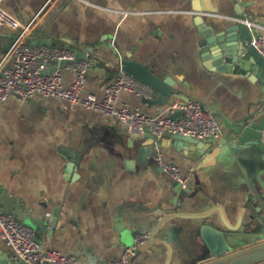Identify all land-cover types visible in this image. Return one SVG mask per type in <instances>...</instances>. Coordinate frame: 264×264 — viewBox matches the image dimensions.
Segmentation results:
<instances>
[{
  "label": "crops",
  "instance_id": "1",
  "mask_svg": "<svg viewBox=\"0 0 264 264\" xmlns=\"http://www.w3.org/2000/svg\"><path fill=\"white\" fill-rule=\"evenodd\" d=\"M46 2L0 0V5L22 23L39 15L31 36L46 27L42 37L66 39L97 60L95 69L100 72L87 75L84 95L102 98L116 78L118 70L111 69L110 60L117 55L110 44L124 58L130 54L158 75L172 76L189 99L204 104L221 131L218 138L204 142L222 151L202 165L204 157L188 156L173 143L155 147L153 153L159 150L189 178L190 191L178 192L153 153L144 164L138 162L143 136L130 133L117 118L40 95L27 100L12 95L0 101V192L6 191L22 206L28 215L22 223L35 231L43 248L75 255L80 264H104L121 256L138 234L149 233L168 212L197 213L221 205L232 222L243 209L244 225L255 215L264 220V161L254 148L235 153L223 145L229 134L224 118L234 124L259 119L264 92L253 76L205 66L195 22L198 15L205 22L218 19L228 24L241 16L252 24L255 36L264 37V0ZM12 39L8 27L0 28V58ZM62 76L68 87L73 73L63 70ZM142 97L124 90L117 105L126 103L146 115L167 116L172 105L183 101L173 98L165 105H149ZM31 218L43 220L45 230L30 224ZM202 223L194 218L170 220L158 234L169 243L170 257L166 247L158 245L136 252L132 264H167V258L168 264H203ZM0 253L12 258L1 237Z\"/></svg>",
  "mask_w": 264,
  "mask_h": 264
},
{
  "label": "water",
  "instance_id": "2",
  "mask_svg": "<svg viewBox=\"0 0 264 264\" xmlns=\"http://www.w3.org/2000/svg\"><path fill=\"white\" fill-rule=\"evenodd\" d=\"M205 10L214 13L218 12V9L214 7H205ZM195 22L199 38V53L205 66L215 72L253 76L256 81L260 82L261 89L264 92V55L253 44L254 27H250L241 16L228 24L225 20L218 19L205 22L202 15H198ZM46 30V27L41 28L40 35L29 36L30 43L33 45L70 44V41L66 39L53 41L51 38L42 37ZM108 46L117 55L116 60H110V67L112 70H118L120 62L117 49L110 44ZM86 52L78 49L76 57L80 59L86 55ZM66 62L61 61L58 65V62L55 61V65H52L44 72L51 74L59 67L64 68ZM121 65L124 71L149 85L152 92L157 94L155 97L143 96L142 101L144 103L165 105L173 98L183 100L182 103L189 100L186 91L176 86L172 76L158 75L143 63L131 59L130 54L125 58L123 57ZM99 72L100 70L92 69L87 72V75H96ZM202 106L206 109L204 104ZM181 114H183V110L177 111L171 116L175 118ZM224 124L228 127L229 134L223 145L227 144L230 150L235 153L254 148L260 155L259 160L264 161V111L257 120H246L234 124L224 118ZM143 139L144 141L138 148V162L142 164L153 153L155 147L166 146L170 143H173L178 149H183L188 156L198 159L204 157L202 165H205L222 151L221 147H213L210 143L179 134L157 138L156 135L147 133L143 136ZM173 185L178 192L190 191L189 187L182 188L177 181H174ZM250 187L256 192V187L252 183ZM257 196L260 197L261 195L257 194ZM0 206L5 213L14 214L21 222L28 220V215L22 206L18 205L14 197L6 191L0 192ZM261 206L264 207L263 202ZM243 211L244 209L238 212L236 222H232L221 205H214L205 211L197 213L176 211L165 213L148 233L147 241L137 246L136 252L143 253L154 249L155 246L164 245L169 258L171 247L167 241L159 238L158 234L170 220L176 217L194 218L203 220L200 227V235L204 243L203 264H264V229L260 227L264 225V220L262 217L255 215L254 220L250 224L244 225ZM28 222L30 224L37 223L41 229L45 230L44 221L41 219L31 218ZM156 253L154 254L156 255ZM154 257H157V255ZM168 258L167 264L169 262ZM0 264L26 263L13 260L9 254L0 253Z\"/></svg>",
  "mask_w": 264,
  "mask_h": 264
},
{
  "label": "built area",
  "instance_id": "3",
  "mask_svg": "<svg viewBox=\"0 0 264 264\" xmlns=\"http://www.w3.org/2000/svg\"><path fill=\"white\" fill-rule=\"evenodd\" d=\"M51 0H47L46 5ZM39 15L27 23L11 15L0 5V28L8 27L13 39L0 58V101H7L12 95L27 100L35 95L67 101L115 117L122 122L130 133L144 136L152 133L157 138L165 135L179 134L207 141L220 136V124L216 116L203 108L202 103L189 99L187 102L171 106L167 116H150L139 109L130 108L126 103L117 105L121 91H130L151 97L149 85L128 74L122 69V55L118 60L120 68L113 82L108 84L102 98L94 94L84 95L87 72L94 70L97 60L86 52L80 59L76 57L77 49L72 45L31 44V36ZM247 21V20H245ZM251 27L252 24L247 21ZM253 44L264 55V37L256 35ZM55 61H67L64 68L53 73L44 71L55 65ZM73 73L71 84L63 85L62 71ZM183 110V114L173 118L171 115ZM153 158L160 168L177 181L182 188H188L189 178L180 167L168 161L157 150ZM0 237L12 250V259L26 264H80L75 255H66L55 249H44L36 237L35 231L19 221L14 214L5 213L0 206ZM148 239V233L138 234L135 243L127 247L121 256L114 257L104 264H132V256L139 244Z\"/></svg>",
  "mask_w": 264,
  "mask_h": 264
}]
</instances>
